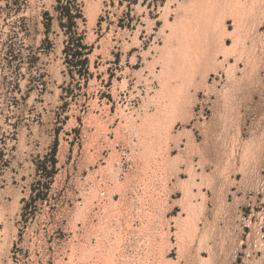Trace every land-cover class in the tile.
I'll return each instance as SVG.
<instances>
[{
	"label": "rangeland",
	"instance_id": "1",
	"mask_svg": "<svg viewBox=\"0 0 264 264\" xmlns=\"http://www.w3.org/2000/svg\"><path fill=\"white\" fill-rule=\"evenodd\" d=\"M0 264H264V0H0Z\"/></svg>",
	"mask_w": 264,
	"mask_h": 264
},
{
	"label": "bare ground",
	"instance_id": "2",
	"mask_svg": "<svg viewBox=\"0 0 264 264\" xmlns=\"http://www.w3.org/2000/svg\"><path fill=\"white\" fill-rule=\"evenodd\" d=\"M204 2H205V1H204ZM214 2H215V1H214ZM214 2H213V3H214ZM211 3H212V2H211ZM191 5H192V4H191ZM213 5H214V4H213ZM223 6H224V5H223ZM208 7H209V6H208ZM188 8H189V7H188ZM205 8H206V7H205ZM214 8H215V7H214ZM190 10H191V9H190ZM228 10H229V9H228ZM198 11H199V10H198ZM211 12H212V11H211ZM230 12H231V11H230ZM200 13H201V12H200ZM226 13H227V15H228V12H226ZM205 14H206V13H205ZM212 14H213V13H212ZM229 14H230V13H229ZM202 15H203V14H202ZM224 16H225V15H224ZM191 18H192V17H191ZM198 18H199V17H198ZM203 20H204V19H203ZM217 20H218V19H217ZM190 23H191V22H190ZM192 23H193V22H192ZM204 23H205V22H204ZM209 23H210V22H209ZM187 24H188V23H187ZM196 24H197V23H196ZM203 25H204V24H203ZM206 26H207V25H206ZM199 27H200V26H199ZM212 27H213V26H212ZM206 29H207V28H206ZM211 29H212V28H211ZM213 33H214V32H213ZM216 34H217V33H216ZM194 35H195V34H194ZM204 35H205V34H204ZM186 36H187V35H186ZM191 36H192V35H191ZM207 36H208V35H207ZM212 36H213V34H212ZM196 38H197V37H196ZM189 40H190V39H189ZM193 40H194V39H193ZM191 41H192V40H191ZM203 42H204V41H203ZM194 43H195V42H193V45H194ZM195 45H196V44H195ZM195 45H194V46H195ZM199 47H200V46H199ZM199 47H198V48H199ZM201 48H202V47H201ZM205 49H206V48H205ZM247 149H248V148H247ZM245 155H246V154H245ZM249 157H250V156H249ZM244 165H245V164H244Z\"/></svg>",
	"mask_w": 264,
	"mask_h": 264
},
{
	"label": "trees",
	"instance_id": "3",
	"mask_svg": "<svg viewBox=\"0 0 264 264\" xmlns=\"http://www.w3.org/2000/svg\"><path fill=\"white\" fill-rule=\"evenodd\" d=\"M57 1L59 2L60 0H57ZM67 15H68V18H71V15H69V14H67ZM60 19H61V17H60ZM76 54H80V52H76Z\"/></svg>",
	"mask_w": 264,
	"mask_h": 264
}]
</instances>
